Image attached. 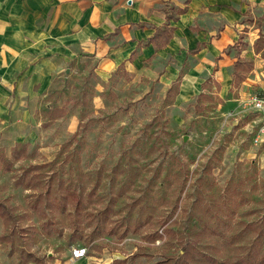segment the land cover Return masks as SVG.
Returning a JSON list of instances; mask_svg holds the SVG:
<instances>
[{
    "label": "rangeland",
    "instance_id": "374dc122",
    "mask_svg": "<svg viewBox=\"0 0 264 264\" xmlns=\"http://www.w3.org/2000/svg\"><path fill=\"white\" fill-rule=\"evenodd\" d=\"M243 21L222 50L229 80L200 66L202 44L55 70L0 174L2 250L19 263L81 246L91 264H264V147L248 103L264 87V13ZM242 53L253 67L234 72Z\"/></svg>",
    "mask_w": 264,
    "mask_h": 264
},
{
    "label": "crops",
    "instance_id": "0c3cea01",
    "mask_svg": "<svg viewBox=\"0 0 264 264\" xmlns=\"http://www.w3.org/2000/svg\"><path fill=\"white\" fill-rule=\"evenodd\" d=\"M165 2L0 0V174L9 170L4 164L12 161L15 146L27 141L52 73L68 61L92 54L102 62L118 61L122 53L135 51L168 57L202 44L199 56L206 63L200 61V66L217 63V75L231 78L232 61L222 50L239 38L247 11L264 13V0H175L181 9L169 16ZM257 42L258 37L252 43L256 55L262 51ZM241 55L235 56L234 72L243 62L250 63L248 70L253 67V59ZM254 91L261 93L264 87ZM0 264L39 263H19L2 250L0 240ZM53 264L91 263L82 258L56 259Z\"/></svg>",
    "mask_w": 264,
    "mask_h": 264
},
{
    "label": "built area",
    "instance_id": "2783aa9c",
    "mask_svg": "<svg viewBox=\"0 0 264 264\" xmlns=\"http://www.w3.org/2000/svg\"><path fill=\"white\" fill-rule=\"evenodd\" d=\"M250 106L258 113L259 124L253 136V143L264 147V91L261 93H252L248 99ZM88 255L87 247H75L72 250V256L75 259H82Z\"/></svg>",
    "mask_w": 264,
    "mask_h": 264
},
{
    "label": "trees",
    "instance_id": "16d2710c",
    "mask_svg": "<svg viewBox=\"0 0 264 264\" xmlns=\"http://www.w3.org/2000/svg\"><path fill=\"white\" fill-rule=\"evenodd\" d=\"M189 246H190V244H188V242H186L185 244H183L181 246V248L183 249L184 253H187V252L189 253V250L191 251V248H189ZM29 261L36 262V263H39V264H44V262H42V261H40L38 259H34L33 255H30ZM235 264H247V263H243L242 261L241 262L237 261V262H235Z\"/></svg>",
    "mask_w": 264,
    "mask_h": 264
}]
</instances>
